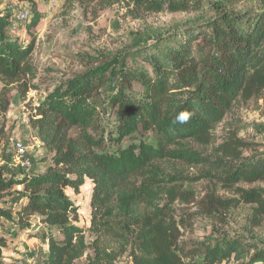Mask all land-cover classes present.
<instances>
[{
    "label": "trees",
    "instance_id": "obj_1",
    "mask_svg": "<svg viewBox=\"0 0 264 264\" xmlns=\"http://www.w3.org/2000/svg\"><path fill=\"white\" fill-rule=\"evenodd\" d=\"M1 1V0H0ZM32 6L29 29L42 16L37 0H18ZM106 4L121 0H66ZM149 14L193 12L204 8V0H132ZM258 12L215 9L204 24L165 39V47L146 53L145 67L126 68L122 85L110 98L118 110L121 144L142 127L154 133L159 146L141 141L119 153L103 151L99 110L94 99L106 81L107 68L76 76L51 90L34 109L32 127L43 148L52 155L43 173L22 181L0 180V201L15 185L25 205L18 223L38 217L47 228L48 254L41 264H117L127 256L132 264H264V248L239 238H207L190 248L182 239L181 225L173 208L177 183L184 177L171 174L170 164L211 163L216 178L227 186L264 181V158H243L247 143H224L212 161L194 147L210 145L215 132L241 104L264 100V0ZM10 16L0 10V83L8 86L35 78L31 64L35 40L23 46L7 30ZM207 49V51H205ZM134 82L144 87L146 98L126 91ZM21 91V90H20ZM0 90V94H1ZM8 104L2 111H6ZM192 115L185 124L176 123L181 112ZM72 130L76 136L72 137ZM210 176L211 173H207ZM214 176V175H213ZM90 180L94 185L88 232L79 226V207L67 194H79ZM248 203L264 209L259 192H245ZM0 219L13 214L0 206ZM92 252V253H91ZM0 264H4L0 252Z\"/></svg>",
    "mask_w": 264,
    "mask_h": 264
},
{
    "label": "rangeland",
    "instance_id": "obj_2",
    "mask_svg": "<svg viewBox=\"0 0 264 264\" xmlns=\"http://www.w3.org/2000/svg\"><path fill=\"white\" fill-rule=\"evenodd\" d=\"M53 1L37 0L42 20L32 30L29 25L33 11L29 3L0 1L1 12L10 16L8 35L23 46L35 40L31 57L35 78L26 77L25 82L7 88L0 83V180L3 181L19 182L45 172L51 165L52 155L43 148L37 130L31 125L34 109L55 87L89 71L108 69L106 81L94 99L101 125L97 137L105 139L103 151L117 154L128 145L141 141L158 147L154 133L142 127L121 144L115 142L119 117L110 98L123 83L119 73L123 65L126 68L150 69L144 55L155 53L160 46L165 47L168 37L182 34L198 23H206L213 17L215 9L235 13L258 12L263 0H204L201 11L159 14H149L137 8L131 4L132 0H121L115 4L98 1L68 4L66 0H60L56 6L52 5ZM24 10L30 12L28 21L18 18ZM126 91L139 99L146 98L144 87L138 82ZM6 104L8 108L4 112L2 108ZM76 133L72 130L71 136L75 137ZM235 140L248 144L240 149L243 158H264V100L241 104L218 127L213 143L205 146L195 144L194 147L205 158L214 161L224 157L216 151L224 143ZM18 143L27 148L30 169L18 164ZM170 172L184 177L177 183L178 193L173 208L180 221L182 239L188 247L212 237L239 238L264 248V209L258 208L256 203H248L245 195V192L256 191L264 199V181L227 186L216 178L223 173L212 171L211 163L189 165L174 162L170 164ZM207 173H211L210 176ZM93 190L90 180L79 194L67 189V194L79 207V226L86 230L88 243L93 240L88 232ZM22 191V186L15 185L10 195L0 201V206L13 214L11 221L0 219V252L4 264H41L49 249L47 228L38 217L18 223V215L25 205L17 195ZM77 264H86V259ZM117 264L132 263L124 256ZM241 264H251L250 256Z\"/></svg>",
    "mask_w": 264,
    "mask_h": 264
},
{
    "label": "built area",
    "instance_id": "obj_3",
    "mask_svg": "<svg viewBox=\"0 0 264 264\" xmlns=\"http://www.w3.org/2000/svg\"><path fill=\"white\" fill-rule=\"evenodd\" d=\"M60 0H54L52 2L53 6H56ZM19 20L21 21H28L30 18V12L28 10H24L20 12L18 15ZM16 151H17V161L25 169L31 168V162L27 158V148L22 145L21 143L16 144Z\"/></svg>",
    "mask_w": 264,
    "mask_h": 264
},
{
    "label": "clouds",
    "instance_id": "obj_4",
    "mask_svg": "<svg viewBox=\"0 0 264 264\" xmlns=\"http://www.w3.org/2000/svg\"><path fill=\"white\" fill-rule=\"evenodd\" d=\"M191 115H192L191 113L186 112V111H185V112H181V113H179V114L176 116L174 122H176V123H180V124H185V123L188 122V120L190 119V116H191Z\"/></svg>",
    "mask_w": 264,
    "mask_h": 264
}]
</instances>
